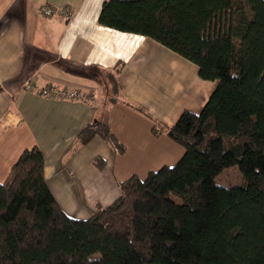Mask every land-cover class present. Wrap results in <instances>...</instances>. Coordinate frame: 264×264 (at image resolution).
Returning <instances> with one entry per match:
<instances>
[{"label": "trees", "instance_id": "obj_1", "mask_svg": "<svg viewBox=\"0 0 264 264\" xmlns=\"http://www.w3.org/2000/svg\"><path fill=\"white\" fill-rule=\"evenodd\" d=\"M98 21L150 37L216 86L199 112L152 128L181 157L121 181L88 218L62 210L41 150H23L0 182V264H264V0H105ZM95 135L122 150L97 120L78 142ZM229 165L240 184H215Z\"/></svg>", "mask_w": 264, "mask_h": 264}, {"label": "crops", "instance_id": "obj_2", "mask_svg": "<svg viewBox=\"0 0 264 264\" xmlns=\"http://www.w3.org/2000/svg\"><path fill=\"white\" fill-rule=\"evenodd\" d=\"M104 1L0 0V182L36 145L66 214L110 205L121 181L140 176L129 159L140 161L146 175L175 163L181 146L152 128L175 124L185 110L199 112L216 86L195 63L150 37L101 25ZM45 6L58 11L45 17ZM25 81L66 87L82 98H46L22 88ZM95 120L108 123L121 151L99 135L78 142L79 131Z\"/></svg>", "mask_w": 264, "mask_h": 264}, {"label": "rangeland", "instance_id": "obj_3", "mask_svg": "<svg viewBox=\"0 0 264 264\" xmlns=\"http://www.w3.org/2000/svg\"><path fill=\"white\" fill-rule=\"evenodd\" d=\"M182 148V147H181ZM183 148H182V153L181 155L183 154ZM23 152V151H22ZM181 155L179 156V158L181 157ZM19 158V157H18ZM178 158V159H179ZM98 159L97 161H99L98 163H100L101 161H103L104 159L103 158H96ZM130 162H133V165L135 166V170L140 176L141 179L145 178L146 177V174L145 172H142V168L141 166L139 165L140 164V161H137L136 159H132L130 160ZM174 164V163H173ZM241 177H242V174L238 168L237 165H229L225 168H223L221 170V172H219L217 175L214 176L213 178V181L215 184L217 185H220V186H224V187H232V186H235V185H238L240 184L241 182ZM96 205H101V204H96ZM94 205L92 207V209L90 210L89 213H86V214H81L79 212H77L76 214V211L74 212H69L67 214H69V216L71 215V217H74V218H87L89 217L96 209L99 208V206H96ZM94 210V211H93ZM93 211V212H92Z\"/></svg>", "mask_w": 264, "mask_h": 264}, {"label": "built area", "instance_id": "obj_4", "mask_svg": "<svg viewBox=\"0 0 264 264\" xmlns=\"http://www.w3.org/2000/svg\"><path fill=\"white\" fill-rule=\"evenodd\" d=\"M58 10L52 6H45L41 10V14L45 17H51L56 14ZM60 14L68 15L69 12L65 9H59ZM22 88L27 90H32L36 92L38 95H41L50 99H69V100H77L82 98V94L76 91H72L67 89L66 87H57L46 85L42 88L36 87L32 81H25L22 85Z\"/></svg>", "mask_w": 264, "mask_h": 264}]
</instances>
